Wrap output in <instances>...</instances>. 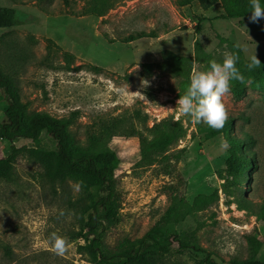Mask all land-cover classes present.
I'll list each match as a JSON object with an SVG mask.
<instances>
[{
    "label": "rangeland",
    "instance_id": "1",
    "mask_svg": "<svg viewBox=\"0 0 264 264\" xmlns=\"http://www.w3.org/2000/svg\"><path fill=\"white\" fill-rule=\"evenodd\" d=\"M0 5L14 7L19 23L0 28V63L14 76L30 112L73 115L70 130L80 144L100 121L121 120V132L108 143L120 157L116 179L122 196L119 220L105 234L110 247L143 235L183 196L200 203L168 227L195 230L202 250L180 252L175 245L166 261L264 257V90L251 76L232 81L222 98L232 126L229 134L211 138L205 137L207 125L176 106L191 75L209 61L235 53L248 62L255 53L264 63L262 22L221 17L219 0H0ZM153 30L156 37L123 41ZM48 38L57 46L49 48ZM64 51L74 59L67 60ZM7 107L0 99V120ZM166 122L178 123L184 133L163 158L148 163L141 158V139L125 133L134 126L151 141L155 126L165 128ZM231 134L245 139V149L253 152L243 197L225 170ZM5 143L0 140V158L7 154ZM15 145L22 147L15 173L0 181V264H91L78 208L87 202L83 188L72 178L50 179L31 152L54 149L55 139L44 132L39 143L18 139ZM53 232L69 241L64 255L51 248Z\"/></svg>",
    "mask_w": 264,
    "mask_h": 264
},
{
    "label": "trees",
    "instance_id": "2",
    "mask_svg": "<svg viewBox=\"0 0 264 264\" xmlns=\"http://www.w3.org/2000/svg\"><path fill=\"white\" fill-rule=\"evenodd\" d=\"M203 2V0H200ZM224 12L223 18H242L251 15L249 0H219ZM264 24V19H259ZM17 11L14 7L0 5V28H12L18 25ZM156 32L140 31L128 35L123 41L132 42L141 38L156 37ZM2 37H0V44ZM56 43L48 38V47ZM67 60L74 59V54L64 51ZM261 62V61H260ZM247 62L239 60V69L244 76H251L253 81L264 90V63L262 68L248 70ZM96 69L100 66L93 65ZM240 84V81H237ZM0 99H5L8 107L4 111V119L0 120V140H5L3 148L6 155L0 158V181L12 179L15 163L22 151L15 141L31 139L39 143L44 132L49 133L56 141L54 149L33 148L36 157L48 177L54 181L76 180L83 188V197L87 202L80 203L79 214L82 219V237L90 252L91 264H185L180 261L168 262L164 257L176 245L180 252L188 250L200 251L196 231L181 232L168 227L186 214L191 213L200 201L188 203L183 196L175 197L162 220L153 224L143 235L134 239H125L115 247L105 241L108 228L118 222L122 208V196L117 189L116 169L120 163L117 150L111 148L109 140L120 131L121 120L114 117L102 120L94 129L88 130L87 142L80 144L74 141L70 126L73 115L57 117L46 111L30 112L28 103L22 99L21 89L14 76L6 72L0 63ZM75 114V113H73ZM232 118L227 117L223 127L219 129L204 127L205 137L211 138L220 133H228L232 126ZM161 125V124H160ZM156 125L151 141L142 135L134 126L125 134L138 136L141 139L142 159L148 163L163 158L165 152L183 135L184 130L178 123H165V128ZM229 137V156L226 160V173L232 177V184L237 186L243 197V184L248 179L247 171L253 169V152L245 149L246 140L236 134ZM250 201V200H248ZM252 203V201H250ZM245 204L250 206L251 204ZM264 211V199L260 204ZM205 264H264L262 259L233 258L228 263L218 262L205 257Z\"/></svg>",
    "mask_w": 264,
    "mask_h": 264
},
{
    "label": "clouds",
    "instance_id": "3",
    "mask_svg": "<svg viewBox=\"0 0 264 264\" xmlns=\"http://www.w3.org/2000/svg\"><path fill=\"white\" fill-rule=\"evenodd\" d=\"M249 5L250 21L264 19V0H249ZM238 60L235 53H226L221 62L209 61L205 70L194 72L184 94L177 100L179 112L197 124L222 128L227 118L222 98L230 91L232 81L244 82V76L237 67ZM246 67L248 70L262 68L255 53L249 57ZM63 214L61 211L60 215ZM49 242L57 255H64L69 245L67 237L55 232L50 234Z\"/></svg>",
    "mask_w": 264,
    "mask_h": 264
},
{
    "label": "crops",
    "instance_id": "4",
    "mask_svg": "<svg viewBox=\"0 0 264 264\" xmlns=\"http://www.w3.org/2000/svg\"><path fill=\"white\" fill-rule=\"evenodd\" d=\"M7 29H10V28H7Z\"/></svg>",
    "mask_w": 264,
    "mask_h": 264
}]
</instances>
